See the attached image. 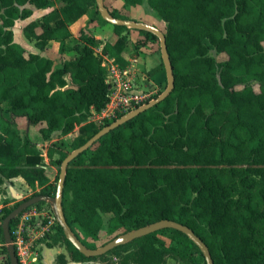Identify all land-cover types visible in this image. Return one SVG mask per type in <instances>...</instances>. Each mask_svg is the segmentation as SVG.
Wrapping results in <instances>:
<instances>
[{
    "label": "trees",
    "instance_id": "16d2710c",
    "mask_svg": "<svg viewBox=\"0 0 264 264\" xmlns=\"http://www.w3.org/2000/svg\"><path fill=\"white\" fill-rule=\"evenodd\" d=\"M144 1L165 22L173 88L68 163L64 216L78 238L74 224L96 238L105 214L112 232L169 219L191 228L214 264H264V0H123V7ZM28 5L48 9L22 28L39 49L55 40L62 53L72 35L70 24L85 14L88 22L111 24L114 38L102 42L87 24L73 44L74 56L54 66L51 58L26 53L14 39L16 20L33 13ZM109 12L130 19L117 9ZM135 30L139 37L130 57L144 44L159 42L154 33ZM129 32L130 27L107 22L96 0H0V187L22 177L31 188L42 187L34 195L56 192L43 153L27 130L20 133L16 119L24 118L27 126L44 123L39 128L44 140L79 126L72 150L110 124L88 118L109 101L105 57L121 69L129 63L124 54ZM212 50L226 59L217 61ZM160 70L166 77L162 59L149 74L155 77ZM55 152L61 165L69 151L50 143L47 155ZM20 202L5 207L2 220ZM19 215L9 224L11 233ZM55 226L46 244L67 252L57 253L55 264H99L107 257L115 258L111 264H166L168 259L206 264L199 247L172 227L86 256ZM0 243L7 253L0 264H11L2 222Z\"/></svg>",
    "mask_w": 264,
    "mask_h": 264
},
{
    "label": "rangeland",
    "instance_id": "374dc122",
    "mask_svg": "<svg viewBox=\"0 0 264 264\" xmlns=\"http://www.w3.org/2000/svg\"><path fill=\"white\" fill-rule=\"evenodd\" d=\"M112 1L114 0H103V4L109 10L117 9L119 13L121 14H126L127 12L129 13L128 10L130 8L123 7V5L120 2H118L119 0H115L117 2H112ZM133 13L132 14L134 15V17H131V20L142 21L146 23L150 22V18H151L150 16L153 15V12L148 8L146 4H144V6L137 8V10ZM37 15L38 14H36V16ZM21 25L22 24L18 25L17 23L14 26V30H13L14 39L18 42L23 43L24 45L23 47L26 53L31 52V51H34V52L43 51L45 47L43 49H39L35 46L34 41L32 40L27 41L22 36L23 34L21 32V28H22ZM105 29H108V30H106V32L100 33L101 36L104 37L105 40L112 41L114 38L112 35V25L108 23L105 24ZM160 30L162 32H165V28L160 29ZM89 32L93 34V32L90 29H89ZM128 36H129V42L124 49V54L126 57H130L132 52L135 51V41L138 39L139 33L134 28H130V32ZM73 44H74L73 39L68 40L62 55L59 53H56L55 51L50 49V47L47 49L50 55L54 57V61L58 62L59 59H61V57L63 58V57L72 56L71 51L73 49L72 48ZM263 45H264V42H263ZM211 54L215 57L217 61H223L226 59V54L224 53H216L214 50H212ZM153 55L155 56L152 57ZM137 56L139 58L138 62L134 66L132 65L129 66L131 68V74L133 76L132 79L134 82V88L136 90L142 91L145 94H149L150 96H152V98H155L154 96L158 92H160V90H162L164 87L166 88L167 86V77H164L163 74L161 76L157 74L158 72H161V70L156 72L157 77H153L151 74H149V69L154 64H156L157 61L160 60V58H162L159 42H155L154 45H152V43L150 42L144 44L140 48ZM107 75H108V71H107ZM158 76H160V78ZM150 80L152 82H150ZM254 86L257 89V85L254 84ZM43 125L44 123H39L36 125L27 126L24 118L16 119V126L19 129L20 133L22 134L25 130H27L29 137L32 139V141L37 143L38 148L43 153L44 168L48 176L49 182L54 189L57 186L59 172H60V165L56 161L58 159L59 154L55 152L52 157H49L47 155V148L50 143L54 142L57 145H59V147H62L68 150L69 152L72 151L71 141L73 140L74 137H76L79 134V126L75 127V129L72 132L66 135L53 133L50 140H44L39 132V128ZM41 188H42L41 186H36V188L34 189L31 188L30 186L26 184V182L23 180L22 177H14L13 179L5 180V182L0 187V222H2V215L5 213L3 209L5 207H12L16 203L34 194L39 193ZM54 194L55 192L53 191L52 195ZM25 213L28 215L27 217L30 218V225L35 232V234L31 237L34 240L30 241L31 244L28 245V249L38 254L36 264H55L54 259L57 253L63 252L67 255V252L64 246L62 245L48 246L46 242L49 241V237L46 236L41 239L38 238L41 233L40 231H45L47 234H50L53 231H55L56 219H55V216L52 210L51 203L49 201H44L41 203L37 202L29 206L25 210ZM21 219H22V216H19L18 222H20ZM107 220H108V215L105 214L103 227L99 231L96 238H91L89 236H86L75 224L73 225V228L76 234H78L79 238L82 241H84L85 244H87L89 247L96 248V247L102 246L103 244L111 240L113 237L123 232L121 229L117 231H113V232L110 231L107 227ZM35 235H38L37 238H35L36 237ZM6 259H7V253L4 250H1V246H0V262L6 261ZM107 259L108 257L106 259L99 260L98 263L99 264H111V261H113L115 258L112 257L111 260H107ZM74 263H77V262H70V264H74ZM174 263L175 261L173 259H168L166 264H174ZM28 264H34L31 262L30 258H29ZM199 264H204V263L200 262Z\"/></svg>",
    "mask_w": 264,
    "mask_h": 264
},
{
    "label": "water",
    "instance_id": "95a60500",
    "mask_svg": "<svg viewBox=\"0 0 264 264\" xmlns=\"http://www.w3.org/2000/svg\"><path fill=\"white\" fill-rule=\"evenodd\" d=\"M96 4L98 6V9L100 11L101 16L109 23L112 24H122L130 28L134 29H144L147 31H150L154 33L158 39L160 44V51H161V57L162 62L164 65V69L166 72L167 77V86L164 89L162 93H160L155 98L149 100L148 102L144 103L143 105L136 107L135 109L129 111L128 113L120 116L119 118L112 121L110 124L103 126L97 133H95L92 137H90L85 143L77 147L76 149L72 150L68 153V155L62 160L60 165V172H59V178L58 183L56 186V192L54 195H44V194H38L34 195L28 199L22 200L10 213H8L4 219L2 220V232L4 236V241L6 244V248L8 251V256L10 259L11 264H19L18 258L15 253V249L13 247V244L11 243V232L9 229L10 222L17 217L22 211H24L27 207L39 202V201H49L52 205V210L56 219V222L61 226L65 236L67 239L84 255L86 256H95V255H101L106 253L107 251L111 250L112 248L126 243L127 241H130L136 237L148 234L150 232H154L159 229L172 227L175 229H178L185 233L201 250L205 263L206 264H214L213 259L211 257L209 248L207 245L202 241V239L197 236L194 231L187 227L186 225H183L181 223H178L173 220L169 219H161L149 224H146L144 226H140L131 230H128L126 232H123L115 237H113L111 240L103 244L102 246L96 247V248H89L87 247L72 231L71 226L68 224L62 207H61V199H62V193H63V186H64V179L66 174V168L68 163L75 158L77 155L88 149L97 139H99L103 134L108 132L109 130L117 127L118 125L126 122L130 118L136 116L140 112L152 107L156 103L160 102L163 98H165L170 91L173 88L174 84V77L172 72V67L169 60V55L167 52V46H166V40H165V33L162 32L159 28L146 23L142 21H136L131 19H117L114 18L110 12L109 9L103 4V0H96ZM54 249V248H53ZM51 261V260H50ZM74 264H86L85 262H77Z\"/></svg>",
    "mask_w": 264,
    "mask_h": 264
},
{
    "label": "built area",
    "instance_id": "2783aa9c",
    "mask_svg": "<svg viewBox=\"0 0 264 264\" xmlns=\"http://www.w3.org/2000/svg\"><path fill=\"white\" fill-rule=\"evenodd\" d=\"M105 59L108 71L106 80L109 83V101L99 111L92 109L88 118L90 121L101 124L106 121H113L153 99L149 94L134 88L133 76L129 66L121 69L113 59L108 57H105ZM19 216H22V219L20 222L17 221L12 229L11 243L15 249L19 264H28L29 258L32 263L36 264L38 254L28 249V245L31 244L30 241L34 240L31 237L35 232L25 211ZM40 232L38 238L48 237L45 231ZM35 236L37 238L38 235Z\"/></svg>",
    "mask_w": 264,
    "mask_h": 264
},
{
    "label": "crops",
    "instance_id": "0c3cea01",
    "mask_svg": "<svg viewBox=\"0 0 264 264\" xmlns=\"http://www.w3.org/2000/svg\"><path fill=\"white\" fill-rule=\"evenodd\" d=\"M112 2H117V1L114 0ZM118 2H120L123 5V0H119ZM144 4L147 5V3L144 1L140 5L126 7V8H130V9L128 10L129 13L127 12L124 15L127 16V17H129L131 19V17H134V15H133L134 13L133 12H135L137 10V8H139L141 6H144ZM28 6L33 11L32 15L30 17L26 18V19H18V20H16L14 26L18 23V25L19 24H22L21 27L23 28L24 25H26L30 20H34V19L39 18L42 14H44L48 10V9H38V8L34 7L33 5H28ZM115 6H117V5H115ZM148 8L153 12V15L150 16L151 18H150V22L149 23L152 24V25H154V26H156L159 29L165 28V22L163 20L159 19L156 16V14L154 13V11L149 6H148ZM36 14H38V15L36 16ZM87 24H88V28L93 32V35L96 38L100 39L102 42L109 41V40H105L104 37H102L101 34H100V33L106 32V30H108V29H105V24H101L98 21L88 22V16L86 14L83 15V16H81L75 22H73V23L70 24L69 28L71 30L72 35H71V37L68 40L73 39V42L75 43L77 41V37H78L79 30L82 27H84L85 25H87ZM14 26H13V30H14ZM22 28H21V32H22ZM22 34H23V32H22ZM22 36L27 41H29L24 35H22ZM68 40L66 41V43L68 42ZM16 42H18V41H16ZM18 43H20L22 46H24L23 43H21V42H18ZM152 45H154V43H152ZM49 47H50V49H52L56 53H59L61 55L63 54V52L62 53L59 52V43L57 41H55V40H50L47 43V45L45 46V48L43 49V51H41V52L35 51V52L51 58L53 60L54 66L59 65L61 60L71 58L75 54V51L72 49V51H71L72 52V56L71 57H63V58L61 57V59H59V61L56 62V61H54V57H52L50 55V53L48 52V49L47 48H49ZM72 48H73V46H72ZM100 48H101V46H99V49L98 50H100ZM31 52H34V51H31ZM155 55H153L152 57H154ZM138 59H139L138 56H136V57H128L129 63H128L127 66H131V65L134 66L138 62ZM161 59L162 58H160V60ZM160 60L157 61V63L154 64L150 69H152L153 67H156L159 64ZM157 74H159L161 76L163 74V72L161 71V72H158ZM160 76H158V77L160 78ZM155 77H157V75ZM150 82H152V81L150 80Z\"/></svg>",
    "mask_w": 264,
    "mask_h": 264
},
{
    "label": "flooded vegetation",
    "instance_id": "af4514ba",
    "mask_svg": "<svg viewBox=\"0 0 264 264\" xmlns=\"http://www.w3.org/2000/svg\"><path fill=\"white\" fill-rule=\"evenodd\" d=\"M25 200V199H24Z\"/></svg>",
    "mask_w": 264,
    "mask_h": 264
}]
</instances>
